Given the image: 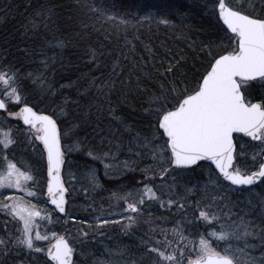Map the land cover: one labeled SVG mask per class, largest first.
I'll return each instance as SVG.
<instances>
[{"label": "snow or ice", "instance_id": "1", "mask_svg": "<svg viewBox=\"0 0 264 264\" xmlns=\"http://www.w3.org/2000/svg\"><path fill=\"white\" fill-rule=\"evenodd\" d=\"M213 6L214 15L218 9V22H222L221 30L224 32L222 42L227 40V50L223 54L212 56L211 47L208 48L211 59L204 71L197 75L195 87L191 90L186 85L181 89L179 85L184 81L175 77L181 67V61L169 63L164 70L167 75L161 74L156 90L147 100L148 107L144 111L149 117L148 126L152 130V136L145 137L140 145L150 148L151 158L161 166L162 179L170 171L190 170L193 166L201 167L200 162H207L204 169L207 177L205 183L186 189L189 194L200 191L203 196L194 202L186 203L188 197L179 195L175 186L169 185L166 193L168 199L165 200L150 183L153 177L147 173L151 168H145L142 170L145 172L143 180L137 182L143 187L118 197L126 204L125 211L137 214L126 218L128 223L122 226V231L127 232L137 223V217L143 215L142 206L147 201H158L161 208L167 206L168 210L176 207L184 213L188 225L204 224L209 231L199 234L197 245L194 241H187L184 235V221H177L171 229L161 228L163 239L150 237L153 241L151 244L144 241L146 255L149 256L151 264H184L186 259L187 264H264V227L247 219V213L239 215L234 212L235 205L226 195L231 191H242L264 184V96L255 103L249 99L255 85L258 84L264 89V0H260L259 5L256 0H213ZM77 7L84 15L91 13L97 19L103 17L105 22L117 21L116 16L107 15L106 9L89 3V0H78ZM54 14V8L41 5L29 24L35 30L38 28V18L47 20ZM152 19L154 18L149 15L141 17L136 23ZM157 23L168 25L169 21L162 17ZM130 24L131 21L121 18L116 26H123L127 32ZM88 26L83 24L84 28ZM126 43L131 41L126 40ZM49 46L53 47L50 42ZM54 47L62 49L64 41L58 39ZM134 50V46L129 49ZM147 50L151 54V49ZM90 55L93 60L97 59L95 50H90ZM121 55L124 59L129 58L126 53ZM117 68L121 69L119 73L116 72ZM122 73L123 67L117 59L113 63L112 74ZM27 78L33 79L32 74L29 73ZM44 83L43 76L33 79L34 85L41 86V102L45 90ZM102 87L110 88V85L105 83ZM22 89L20 69H14V66L8 67L7 70L0 69V110L6 111L9 116L21 120L27 126L23 129V134L28 145L32 146L34 151L39 149L41 160L46 163V202L54 205L59 213L66 214L67 189L61 179L62 166L66 163L63 141L73 134L78 125L60 128L58 118H54L52 114L38 113L34 111L33 106H29ZM47 91H52L51 86ZM64 104H67V101H64ZM10 106L19 107V110L11 111ZM57 107L60 115L66 116L64 106ZM113 119H117L114 111ZM234 134H243V137L249 138L245 143L254 149L251 153L252 166L249 168L242 169L238 166L237 137ZM0 136V146L4 150L17 143L11 129L0 133ZM37 141L39 145L36 144ZM103 142L102 137L101 143ZM244 147L243 143L239 145V155L247 158ZM88 155L93 161L103 165L105 175L116 168L131 169L134 163H116L117 157L110 149L99 153L89 151ZM3 160L6 168L0 170V189H16L28 197H38V193L31 190L37 183L31 167L26 166L21 170L16 163L8 160L6 155ZM89 178L90 182L97 183L95 171L92 169L89 170ZM29 182H32L31 185ZM173 195L177 196V199H173ZM256 195L257 204L264 215V194ZM4 200L9 202L5 203ZM249 204L256 206L251 200ZM0 211L22 226L15 229L19 235H14L5 228L7 238L0 237V264H12V258L20 255L18 249H23L33 262L38 260L37 256L33 255L35 253L44 254L51 264H78L74 259L76 248L64 236L56 238L55 243L50 244L46 252L37 244L39 241L49 240V236L37 230L40 227L36 223L37 218L45 217L36 205L30 201L24 202L22 197H4L0 200ZM189 211L192 213L191 218L187 215ZM197 212L198 216L195 215ZM110 222L119 223L108 219L101 221L104 225ZM4 223L7 225L9 222ZM150 231L155 233L156 228ZM169 233L174 238L178 237L179 241H187L185 248L189 252L194 250L195 259L187 258L185 248H172L173 241L168 239ZM52 236L55 237L56 234L52 233ZM82 236L87 238L88 232H82ZM250 238L260 242L259 255L252 254L258 246L251 244ZM211 240L217 242L215 247ZM189 244L192 245L191 248ZM100 264L111 262L101 261Z\"/></svg>", "mask_w": 264, "mask_h": 264}, {"label": "trees", "instance_id": "2", "mask_svg": "<svg viewBox=\"0 0 264 264\" xmlns=\"http://www.w3.org/2000/svg\"><path fill=\"white\" fill-rule=\"evenodd\" d=\"M256 2L259 5L260 0ZM89 3L106 9L107 15L116 16V23L105 22L103 17L97 19L91 13L84 15L77 7L78 0H0V69L7 70L8 67L13 66L14 69H20L23 95L27 98L29 106L34 107V111L52 114L54 118L60 120L59 127L62 129L78 125L73 134L63 141L67 156L66 164L70 165L72 162L71 171L75 174L74 186L71 182L67 183L69 193L66 214L57 213L56 210L48 207L51 217L46 222L50 225L51 231H68L70 237L80 235L77 241L82 246L76 249L78 255L74 256L78 264L96 263V257H99V262L101 261L99 235L106 233L112 235L113 240L107 239L105 243L101 242L110 251L121 244L124 238L123 231L112 223L104 228L103 225L97 226L96 222L101 223L104 218H96V212L90 211L89 205H85L83 210L80 203L87 198H98L99 202L104 195L112 196V191L109 190L116 189L120 183H125L122 181L127 180L126 183L132 184L145 174L144 171L139 172L113 183L112 180L103 177L101 166L93 161L100 179V188L89 185L87 171L85 173L83 169L87 168L84 166V161L86 166L90 168L92 166L88 152L99 153L109 149L113 154L123 152L132 143L143 142L145 137H151L149 117L144 109L148 107L147 100L156 90L161 74L167 75L164 70L169 63L181 61V67L175 77L184 81L179 85L181 89L186 85L191 90L195 87L197 75L204 71L211 59L208 48L211 47L212 56H217L223 54L228 47L226 39L222 42L223 26L218 22L217 16L212 14L213 12L205 14L204 6L207 3H202L201 0H89ZM210 4H213V1ZM41 5L54 8L55 14L47 20L38 18V28L34 30L29 21ZM149 8L152 9L149 15L154 19L137 24L136 22ZM162 17L167 18L168 25L157 23ZM121 18L131 21L127 32L123 26L119 28L116 26ZM84 23L89 26L84 28ZM58 39L64 41L62 49L54 47ZM126 40L131 43H126ZM49 42L53 47L49 46ZM133 46L135 50L129 51ZM147 49H151V54ZM90 50L96 51L97 59L93 60ZM122 53H126L129 58L124 59ZM117 59L123 67L121 75L112 74L113 63ZM120 71V68L116 69L117 73ZM29 73L32 74L33 79L41 76L44 78L45 90L42 102L41 86L34 85L33 79L27 78ZM105 83L109 84L110 88L102 87ZM49 86L51 92L47 91ZM262 96L264 89L257 84L252 89L249 99L252 102H259ZM64 101H67V104H64ZM57 105L64 106L66 116L60 115ZM113 111L117 119H113ZM102 137L103 143H101ZM236 137L238 166L242 169L249 168L252 166L251 153L254 149L245 143L248 139ZM16 141L11 149L3 151L11 152L10 155L15 159L19 156L18 152H24L26 166L31 167L37 184L45 187L47 173L41 160L40 150L30 152L25 141L21 139ZM242 143L245 144L243 151L247 158L239 155V145ZM1 151L2 146H0ZM33 156H37L39 162H35ZM153 163L152 160H143L140 167L151 168ZM206 166L207 164H202L201 167L191 170L169 172L168 176H175V180L186 186L184 189H177H182L183 195L188 197L186 203L202 198L203 194L200 191L189 194L186 189L195 185L202 186L205 183L203 174ZM63 176L66 179L65 172ZM263 186L264 184H258L254 188L258 190ZM102 188L105 193L102 192ZM250 192V189L233 192L230 199L239 200L236 201L233 211L239 215L247 213V219L264 227V218L256 217L260 216L259 205L250 207L248 202L242 203ZM249 200L255 204L253 195L249 196ZM95 202L94 205H97V200ZM104 204L107 207L108 202ZM158 206L159 204L155 205L145 214L148 218H153L151 225L156 228V233H160L161 228L171 229L176 225L174 212L178 210L176 207L168 210L167 206L166 209ZM190 215L192 217V213ZM192 226L186 225L184 235L187 241H193L199 238L200 233L208 231L206 226L200 227V223L195 224L196 227L191 228ZM89 228L97 229V233L91 232ZM82 232H88L87 238L82 236ZM135 232L139 234L138 241H147V232L136 229ZM129 235L131 234H127ZM168 239L173 241L172 248H185L187 243V241H179L178 237L174 238L172 235H169ZM143 241L122 256L130 261L134 258L138 262L141 254L145 252ZM70 243L74 245V242ZM259 243V241L254 243L258 245L256 253L261 251ZM83 248L92 249L85 259L81 257ZM189 248H191L190 244ZM185 253L186 256L193 255V252H189L186 248ZM36 256L37 262H33L28 256L26 264H50L44 255ZM150 263L149 257L144 256L143 264Z\"/></svg>", "mask_w": 264, "mask_h": 264}, {"label": "rangeland", "instance_id": "3", "mask_svg": "<svg viewBox=\"0 0 264 264\" xmlns=\"http://www.w3.org/2000/svg\"><path fill=\"white\" fill-rule=\"evenodd\" d=\"M212 1L213 0H201L202 3H205V4L207 3V5L204 6L205 10H206L205 14H210L211 12H213V7L214 6H213V4H210ZM231 2H234V0H231ZM152 7H154V6H152ZM150 13H152V9L149 8V9H147V12H146V14L143 17L149 15ZM216 16H217V14H216ZM209 17H210V15H209ZM186 29H187V27H186ZM10 110L11 111L12 110L18 111L19 107H11L10 106ZM25 128L26 127L21 123V120H17L15 118L9 116L8 114H6V115L5 114L4 115L0 114V133L7 132L9 129H11L12 136L15 139H21V140L25 141L27 146H28L29 151L33 152L32 146L28 145L27 140H26V138H25V136L23 134V129H25ZM0 138H2V136H0ZM142 143H143L142 141L134 142V143H132V145H130L131 148L130 147L126 148L123 152H115L114 153L116 155V157H117L116 163H118V164H123V162H125V161L134 162V163H132V168L131 169H124L122 167L121 168H116L110 174L105 175V170H104L103 165L100 164L98 161H94V163H98L101 166L103 177L105 179H107V180H112L113 183H114V182H120L119 181L120 179L122 180L124 178H128L129 176L136 175L139 172H143L141 169L145 168L146 166L140 167L141 162L143 160H152L154 162L153 163L154 165L153 164H152L153 166L151 165L152 166L151 167V171H149L147 173V175H149V176L153 175V176H151V177H153V179H152V181L150 183H152V186L155 187V189L158 192V194L161 197H165V199L167 200L168 196L166 195V193L168 192V186L169 185H174L176 192L179 195L184 196L183 193L181 192L182 189H179V190H177V189L178 188H183L184 189L186 186L184 184H181L177 180H173V177L175 178V176H173V175L168 176V174H167V176L165 178L161 179V180H158V179H156L154 177L155 174L160 172V167L161 166L156 161H154L151 158L152 154H151L150 148H145V147H141L140 146ZM37 144H39L38 141H37ZM11 148H12V146L9 149H11ZM41 148H42V146H41ZM3 150L4 149L2 148V151L0 152V161H2V162H0V165H1L0 166V170H3V169L6 168V163L3 160V157L5 155L8 157V160H10L13 163H16L18 168H20L21 170L25 169L26 164L22 162L25 159L24 158V152H18L19 153L18 158L20 159L19 160L17 157H16L17 159L13 158V155L12 156L10 155L11 152H4ZM137 153H139V155H137ZM88 158L92 161V166H91V168L86 166L85 165L86 161H84V166L87 167V168H83V169H84L85 173L87 171L88 177H89V170L90 169L94 170L95 174H96V177H97V183L94 184L92 182H89V185L98 186V188H100V179H99V176H98L97 169L94 168V166H93L92 158L91 157H88ZM66 159H67V156L65 154V161H66ZM33 160L35 162H39V159H38L37 156H33ZM44 166H45V170H46V163H44ZM64 166L66 167V170H65ZM64 166H62L61 178H62V181L64 183L65 188L67 189L66 194H65V200H66V204H67V202H68V193H69V188L67 187V183L71 182V185L74 186L73 179L75 178L74 177L75 174H72V171H71L72 162H70V165H67L65 163ZM164 166L166 167L167 165H164ZM80 169H82V168H80ZM64 172H65L66 179L63 176ZM82 173H84V172H82ZM144 175L141 177V179L133 181L132 184L126 183V182H128L127 180L122 181V182H125V183H120L116 187V189L109 190V191H112L111 192L112 196L106 197L104 195V196L101 197L99 202H98V198H90V199L87 198L86 201H83V202L80 203V207H82L83 210H84L85 209V205H89L88 209L90 211L93 210V212H96V214H95L96 218L97 217H102L104 219H108L109 221H118L119 223L110 222L108 224L112 223V224H114V226H116L117 228L122 230V226L124 224L128 223L126 218L129 215L136 216L137 214L125 211V208L127 206H126V204H124V202L122 200L118 199V197L124 196L125 194H127L130 191L131 192H135L137 188H142L143 185L142 184H138L137 182L143 180ZM82 176H83V174H82ZM203 176L205 177V179H207L205 173L203 174ZM89 180H90V178H89ZM36 182H37V180H36ZM31 183L32 182H29V185H31ZM46 183H47V176H46ZM46 183H45V187H40L36 183V185L31 188L32 191H35V192L38 193V197H28V196L25 195L24 192L17 191L16 189H0V200H3L4 197H22L24 202H29L30 201L32 204L36 205V208L38 210H40L42 216L45 217L44 219L37 218L36 223L40 226L37 230L40 231L42 234H46V235L49 236V240L37 242V244L40 247H42V248H44L46 250V248H48L49 245L52 244L56 240V238H58L60 236H64L70 242H74V246L77 249L81 245V243H79V241H77V238L80 235H75L74 237H70L69 236L70 232H68V231H66V232L63 231V230H61V231H51V228L49 227L50 225L46 224V222H48L49 218L51 217L50 212L48 210V204H47L46 199L44 197L45 196V191H46ZM94 188H96V187H94ZM262 188H264V186ZM262 188L259 187L258 190L256 188H251L250 189L251 192L249 194H247V196H245V198L243 199L244 201L242 203H245V202L249 203V201H250L249 200V196L253 195L254 200H255V204L257 205V195L256 194H264V190H261ZM40 190H41V193H40ZM102 192H104L103 188H102ZM233 192H235V191L228 192V193H226V195L229 197V200L231 201V203L235 205L236 201H239V200L238 199H234L236 201H233V200L230 199L231 196L234 194ZM114 193L116 194L115 196L113 195ZM201 194H203V193L201 192ZM173 197H176V198H173V199H177V196L173 195ZM245 199H246V201H245ZM95 200H97V202H98L97 205H94L96 203ZM3 202L8 203L9 201L4 200ZM104 202H108L107 207L104 204ZM158 204H159L158 201H147L146 204L144 206H142L143 215L137 217V223L131 229H129L127 232L123 231V234H124V238L122 239L123 241L121 242V244H119L112 251L108 250L107 246L103 245L105 243V240H107V239L113 240L112 239V235H108L107 233H106V235H104V234L102 236L99 235V238H101V240L98 239V246H99V249H100V251L102 253L101 261H110L111 264H138L139 261H140V264H143L144 263V256L149 257L148 255H146V249H145V252H143L141 254V256L139 257V261L138 262L134 258L130 261V260H128V258L123 257L122 254L126 253L128 250H132L133 248H135L137 246L138 243L143 241V240H139L138 241L139 234H137L135 232V229L136 230H143L144 232L148 233L146 239H147V241H149V244H151L153 242L150 239V237H154L155 239H163L162 235L160 233H156V232L153 233V232L150 231V228L152 227V225H151L152 222L151 223H146L145 222V221H153L152 217L148 218V215H145V214L147 213V210H150L151 208H154V206L158 205ZM159 206H160V204H159ZM249 206L252 207V205H250V204H249ZM159 208H161V207H159ZM161 209H166V208H161ZM259 209H260V207H259ZM2 212L3 211H0V214H2ZM259 213H260V216L258 215L256 217L263 219L264 215L261 214V209H260ZM190 214L191 213H189V212L187 213L189 218H191ZM195 214L197 216L199 215V213H195ZM174 215L176 216V220L175 221H184V227L186 228V225H188V224H187V221L184 219V213L177 210V211L174 212ZM104 219H102V220H104ZM8 222L10 223V228L16 229L17 227H22L19 224L18 221L12 220V218L10 216H9ZM96 224H97V226L103 225V228L109 226L107 224L104 225L102 223H98V221L96 222ZM149 226H151V227H149ZM203 226H206V225L200 224V227H203ZM193 227H196L195 224H193V226L191 228H193ZM152 228H154V227H152ZM90 229L91 228H89V230ZM92 231L95 234L97 233V229H95V230L91 229V232ZM208 231H209V228H208ZM52 233H55L56 236L53 237ZM132 233H135V234H132ZM127 234H131V235L127 236ZM141 235L143 236V238L145 237L142 232H141ZM169 235H171V234L169 233ZM193 241L195 242V244L198 245L199 238H196ZM101 242H104V243H101ZM211 242H212L213 246L215 247L217 242L214 241V240H211ZM249 242L251 244H254V243H257L258 240H254V239L250 238ZM143 245H144V241H143ZM254 245H257V244H254ZM190 246L192 247L191 244H190ZM257 248L255 249V251L252 254H254V255H259L260 254V253H256ZM91 251H92V249L83 248V252L81 253L82 254L81 257L85 259L89 255V253H91ZM192 252H193V255L192 256H187V258L195 259L194 250ZM76 254L78 255V251H76ZM33 255L36 256V255H40V254L33 253ZM41 255H44V254H41ZM177 255H179V253H177ZM82 258H80V259L82 260ZM96 261L99 262V257H96ZM97 262L96 263L92 262L90 264H100V262L99 263H97ZM184 264H187V259L185 260Z\"/></svg>", "mask_w": 264, "mask_h": 264}, {"label": "flooded vegetation", "instance_id": "4", "mask_svg": "<svg viewBox=\"0 0 264 264\" xmlns=\"http://www.w3.org/2000/svg\"><path fill=\"white\" fill-rule=\"evenodd\" d=\"M2 113L5 114V115L8 114L6 111H0V114H2ZM25 127H27V126H25ZM0 162H2V161H0ZM22 162L25 163L24 160ZM47 204H48V207H51L48 202H47ZM51 208L53 210H55V207L54 208L51 207ZM56 212L59 213L58 210H56ZM8 220H9V216L5 215V213L2 212V214H0V237L7 238L6 237V233H5V228L9 229L14 235H19V233H17L14 228H10V223H8L7 225L4 223L5 221H8ZM18 250L20 251V255L18 257H13L12 258V264H20V262H25V264H26L28 256L25 254V251L23 249H18ZM46 250H47V248H46ZM46 250H45V252H46ZM44 257L47 260V257L45 255H44ZM49 263L51 264V262H49Z\"/></svg>", "mask_w": 264, "mask_h": 264}, {"label": "water", "instance_id": "5", "mask_svg": "<svg viewBox=\"0 0 264 264\" xmlns=\"http://www.w3.org/2000/svg\"><path fill=\"white\" fill-rule=\"evenodd\" d=\"M217 18H218V9H217ZM221 23V25H222V22H220ZM223 26V25H222ZM255 103V102H254ZM0 111H4V110H0ZM23 123V122H22ZM24 125V124H23ZM25 126V125H24ZM234 135H236V136H240V137H243V134H234ZM244 138H246V139H248L249 140V138H247V137H244ZM201 163V165L202 164H207V162H200ZM195 168H197V167H195V166H193L191 169H195ZM190 169V170H191ZM151 176H153V175H151ZM154 177L156 178V179H158V180H161L162 178L160 177V172L159 173H157V174H155L154 175ZM227 183V182H226ZM235 187V186H234ZM253 187H255V186H253ZM245 189H247V188H245ZM45 198H46V200H47V196H46V193H45ZM49 203V205L51 206V207H55L54 205H52L50 202H48ZM59 212V211H58ZM62 214V213H61ZM56 241V240H55ZM55 241L52 243V244H54L55 243ZM47 251V250H46Z\"/></svg>", "mask_w": 264, "mask_h": 264}]
</instances>
